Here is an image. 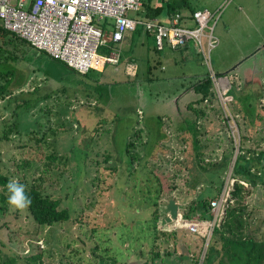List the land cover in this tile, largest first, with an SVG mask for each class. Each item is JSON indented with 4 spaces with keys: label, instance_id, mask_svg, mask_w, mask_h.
<instances>
[{
    "label": "rangeland",
    "instance_id": "1",
    "mask_svg": "<svg viewBox=\"0 0 264 264\" xmlns=\"http://www.w3.org/2000/svg\"><path fill=\"white\" fill-rule=\"evenodd\" d=\"M228 1L213 24L212 34L219 41L205 58L191 41L183 51L164 47L159 54L148 44L143 54L164 63L163 69L155 63L148 74L137 69L132 75L125 73V57L144 49L136 34L120 47L116 63L103 62L86 74L70 76L44 73L56 69L48 55L18 37L5 36L14 40L6 44L10 50L27 51V64L16 58L13 95L0 100V136L9 124L17 126L10 127L6 138L0 137V174L26 187L37 185L57 198L67 216L37 224L27 209L12 210L7 199L0 200V262L12 257L18 264H118L128 248H139V242L140 257L149 261L143 218L154 201L156 227L170 229L171 221L161 222L168 198H174L181 214L199 193H214L220 180L222 186L229 185V177L234 180L232 154L227 152L234 144L233 135L232 152L238 132L249 135L246 146L256 141L264 150V48L248 57L256 34L245 22H234L231 37L221 39L217 28L222 12L233 2ZM187 2L193 8L218 4V0ZM201 40L205 46V38ZM137 62L146 64L142 59ZM255 62L259 81L244 86L243 67ZM205 74L226 76L220 80L227 79L229 98L220 101L212 83L210 99L193 102L188 112L182 102L194 96L187 87ZM202 110L205 115L200 119ZM176 116L182 119L179 128L172 123ZM260 176L244 195L246 222L241 228L264 239L263 168ZM178 228L193 252L185 264H206L203 256L212 238L206 245L204 238L194 243L184 227ZM231 253L229 264L246 260L245 254ZM30 255L36 258H27ZM252 259L246 264H256Z\"/></svg>",
    "mask_w": 264,
    "mask_h": 264
},
{
    "label": "built area",
    "instance_id": "2",
    "mask_svg": "<svg viewBox=\"0 0 264 264\" xmlns=\"http://www.w3.org/2000/svg\"><path fill=\"white\" fill-rule=\"evenodd\" d=\"M227 1L222 0L214 12L205 7L192 10V26L181 23L183 18L179 11L170 13L165 23H159L155 18L129 16V10L140 8L141 0H0V21L4 28L32 48L44 51L77 72L86 73L103 62H117L119 49L111 43L117 44L123 33L133 29L137 23L153 31L157 48L163 44L177 47L191 39L206 57L217 41L212 34L214 20ZM204 28L207 31H203ZM202 37L205 38V49ZM99 47L107 48L106 53H100ZM220 78L212 77V83L221 96L220 101L225 102L228 99L225 94L227 87H222ZM233 142L235 145L234 135ZM232 179L229 177V185L224 184L209 200V218H200L196 213L184 219L179 213L171 221V228L184 227L204 238L206 245L231 201L228 191Z\"/></svg>",
    "mask_w": 264,
    "mask_h": 264
},
{
    "label": "trees",
    "instance_id": "3",
    "mask_svg": "<svg viewBox=\"0 0 264 264\" xmlns=\"http://www.w3.org/2000/svg\"><path fill=\"white\" fill-rule=\"evenodd\" d=\"M183 8H187L189 12L193 10L192 7L189 6L187 0H141V7L137 12V15L141 18H148L160 15L161 12L169 14L173 11H181ZM8 34L12 35V37H17L13 32L4 28L0 21V100L13 95L12 92L16 87L13 84V78L15 75V65L17 63L16 58L18 57L13 49L10 50L6 47V44L11 42L10 38L8 39L5 37ZM9 60L12 61V63H9ZM191 87L194 93V98L191 102L206 100V98L210 99L213 94L211 89L212 81L208 74L196 79ZM17 105L19 104L17 103ZM193 113H195V116L197 115L196 112L193 111ZM11 126H15V123H12L11 125L9 124L7 131ZM15 128L17 129V126H15ZM7 131H3L2 136L0 137L6 138ZM248 138L249 135L247 133L238 132L237 150L231 168V175L234 177V180L228 191V198H230L231 201L225 208L222 221L219 222L212 231H214V233L216 232V239H219L221 242L219 250L226 260H231L234 257V253H231L234 250L235 252H238L236 253L238 255L245 254L247 261L248 259L253 258L252 260L255 261L256 264H262V262L264 263V239L255 237L254 234L251 233L252 231L249 232L251 229L243 231L241 228L246 222L244 220L245 215L243 214L246 207V204L243 203L244 195L249 191V186L255 185L258 180H260V170L262 168L264 169V161L262 162V160H264V150L258 148L256 141H251L250 144L246 146L245 141L248 140ZM130 141L131 140L127 141L126 146L130 145ZM233 146L234 144H232L227 151L229 157L232 154ZM226 157H224V160ZM239 180H242V182ZM8 181L9 179L6 175L0 174L1 201L7 199L5 185ZM222 182L223 181L220 180L214 193H199L198 196L190 200L187 207L181 209L182 218L189 219L196 213L200 218H209L211 216V213L209 212V200L218 194ZM26 190L31 195L33 201L31 207L28 208L27 211L35 223L52 224L66 218L67 211L65 208L58 207L57 198L43 192L34 184L26 187ZM153 203L154 207H152L150 213L143 218V222H145V225L143 226V234L150 229L152 238L166 233V231H160L159 235L156 234L157 228L155 223L158 219V215L157 209L155 208L156 202L154 201ZM147 236L151 237L150 235ZM210 245L211 242L206 247L203 259H209L210 251L213 249V246ZM27 258L34 260L36 255H30ZM219 260H221V258H219ZM246 260L243 264L247 263ZM0 264L18 263H15L11 257L8 261L0 262Z\"/></svg>",
    "mask_w": 264,
    "mask_h": 264
},
{
    "label": "crops",
    "instance_id": "4",
    "mask_svg": "<svg viewBox=\"0 0 264 264\" xmlns=\"http://www.w3.org/2000/svg\"><path fill=\"white\" fill-rule=\"evenodd\" d=\"M221 1L222 0H218L217 6L221 3ZM217 6L215 4L212 8H208L206 6H204V7L209 9L210 11L214 12V10L217 8ZM204 7H200V8H204ZM222 8H223V6L220 8L219 13L222 10ZM139 9L134 10L133 15L131 17L136 18V19L155 18L159 23H165V22H167V19H168L169 14H170V13L165 14L164 12H161L160 15H157L154 17L141 18V17H138V15H137V12L139 11ZM192 9L194 10L197 8L192 7ZM187 11L188 12H183V9H181V11H179L182 15V18H183L181 23L185 26H192L193 25V21L191 19V12L192 11L189 12L188 9H187ZM219 13H218V15L220 16ZM219 16H218V18H219ZM220 18H221V20H220L221 25L219 24L217 30H218L219 35L221 36V39L226 37V36L231 37L230 31L234 27V22H245V23L249 24L251 27H253L252 28V30L254 31L253 33L256 34V38H255V40H253V42L255 43L254 48L251 49V51H249L250 53H248V57L255 54V52L257 50H259L260 46H262V48H264V0H233L232 4L230 6H228L227 8H225V10L222 12V16ZM214 23H215V20H214ZM212 29H213V26H212ZM247 32H249V31H247ZM134 34L137 35V37L139 38L138 43L141 46H144V49L140 47L139 49H137V52L135 51V53L125 57V59H126L125 73L129 74V75L136 73L135 72L136 69H137L136 71L140 70V71L146 72L148 74L151 70V67L155 63H158L159 67L161 69L164 68V63L162 61H159L158 58H156V57L152 58L151 56L143 54L145 52V50H148V48H147L148 44H151V48H152L153 52L159 54V53L163 52L162 50L164 49V47H167L170 49H175L177 51H183L185 49V44L188 41H191L192 46L196 49V51H200L191 39L186 40L183 44H181L180 46H177V47H171L167 44H163V46L161 48H157L155 46L153 31L146 29L141 23H137L135 25V27L131 30H126L123 33V36L120 39V41L117 42V44L111 43L110 41H109V43L116 45V47L119 49V53H120V47L125 42L129 43L132 40ZM214 36L217 39V41L215 43V45H216L218 43L219 39L216 35H214ZM11 42L13 43L14 40H12ZM258 44H260V45H258ZM203 48L205 49V46H203ZM98 50L100 53H106L107 48L99 47ZM26 52L27 51H23V50L19 51V53L16 52L17 57H20L23 60V63H21L22 65L27 64L26 61L24 60V58H26L24 56V54H26ZM201 54L204 57L202 52H201ZM240 56H244V55H240ZM49 58H50L49 59L50 65H53V64L56 65V69L52 68V69H50L49 72L45 71L44 73H53L56 76H63V75H69L70 76L74 73L82 75V74L87 73V72L86 73L77 72V71L71 69L70 67H68L67 65H65V63H63L62 61H60L58 59H56V61H55V59L54 58L51 59L50 56H49ZM118 59H119V54H118ZM138 59H142L143 62L145 60L146 64L145 63L139 64L137 62ZM261 59L264 60V52L261 55ZM9 63H12V61L9 60ZM236 65H239V64L236 63ZM261 65H262V70H264V61H262ZM223 66L225 67V65H223ZM256 72H258V70L256 69V62L251 63L250 65H245L243 67V71H242V77H243L242 80L243 81L242 82H243L244 86H247L251 82H254V81L258 82L259 81L255 75ZM212 77H214V75H212ZM212 77H211V81H212ZM220 77L226 78V76H220ZM147 78H149V76H147ZM226 80L227 79H225L223 81L226 82ZM192 83H190V85H188L187 91H189L190 89L192 90V87H191ZM212 90H213V88H212ZM227 90H228V88L226 89L225 94L229 98V96L227 94ZM239 90H240V88H239ZM193 96H194V93H193ZM190 98L193 99L194 97H190ZM191 100L186 99L185 102H182V106L185 107V110L188 112H189V110H191L190 106L193 103V102H191ZM239 113H241V111ZM239 113L236 112L235 114H239ZM199 114L201 115L200 116V119H201V117L205 115L204 110L200 111ZM242 116L246 117L245 113H242ZM198 117L199 116L196 115L195 119H197ZM244 119L246 120V118H244ZM180 120H182V119H181V117L179 118L178 116L173 118V122H172L173 125L179 128L180 127L179 126ZM226 121L228 122L229 120L226 118ZM232 121L234 122V120H232ZM260 121H261V119H260ZM156 230H157V232H156L157 235L160 234V231H164V232L166 231V233H164V235H159L158 237L152 238L150 229L147 232H145V234L151 236V237L147 236L149 239V242L147 243V246H146V251L150 256L149 261L147 259H142V257H140V253L142 252V246L140 245L141 242H139V248L137 250L135 248L134 249L128 248V251L125 253V255L122 256V259L118 264H148V262H151V264H159L161 261L162 262L160 264H185L186 262H189V259H191L192 255H193V252H192V250H189L190 248L188 249L187 245L184 243V241L182 239L183 238L182 233H181L183 231L181 230V228H178V229L170 228L169 229V228L163 227V228H157ZM186 231L188 232L189 236L194 240V243H196V241H198V240L199 241L202 240L201 236H199L198 234L196 236L195 235L193 236L192 232H189L187 229H186ZM194 234H196V233H194ZM216 237H217L216 232L214 233V231H212V233H211L212 241L211 240L210 241L212 242L211 244H213L214 247L211 250L212 253L209 254V259L206 261L207 262L206 264H229V261L226 260L225 257H224L225 259L223 261L219 260V258H221L220 257L221 251L219 250L221 242L219 239H216ZM218 241H219V244L218 243L215 244V242H218ZM215 248H217V249H215ZM165 261H166V263H165ZM215 262H217V263H215Z\"/></svg>",
    "mask_w": 264,
    "mask_h": 264
},
{
    "label": "clouds",
    "instance_id": "5",
    "mask_svg": "<svg viewBox=\"0 0 264 264\" xmlns=\"http://www.w3.org/2000/svg\"><path fill=\"white\" fill-rule=\"evenodd\" d=\"M7 202L12 210L23 211L31 207L33 201L26 190V185L20 183L16 178L10 179L5 185Z\"/></svg>",
    "mask_w": 264,
    "mask_h": 264
},
{
    "label": "water",
    "instance_id": "6",
    "mask_svg": "<svg viewBox=\"0 0 264 264\" xmlns=\"http://www.w3.org/2000/svg\"><path fill=\"white\" fill-rule=\"evenodd\" d=\"M235 154H236V149H234V151L232 152V162L235 157ZM165 209L167 210V213L161 219L162 223L169 222L175 219L179 215L178 210H177L178 209L177 202L172 197L167 199L166 204H165ZM192 235L196 236L197 234L192 233Z\"/></svg>",
    "mask_w": 264,
    "mask_h": 264
},
{
    "label": "bare ground",
    "instance_id": "7",
    "mask_svg": "<svg viewBox=\"0 0 264 264\" xmlns=\"http://www.w3.org/2000/svg\"><path fill=\"white\" fill-rule=\"evenodd\" d=\"M223 78V77H222ZM221 79V78H220ZM220 82H221V84H222V87H224L225 86V84H226V82L225 81H221V80H219Z\"/></svg>",
    "mask_w": 264,
    "mask_h": 264
}]
</instances>
